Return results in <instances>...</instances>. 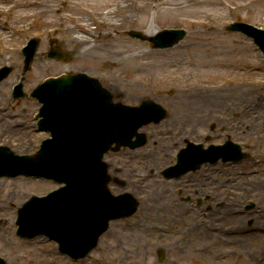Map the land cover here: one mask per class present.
I'll list each match as a JSON object with an SVG mask.
<instances>
[{"label": "rangeland", "instance_id": "obj_1", "mask_svg": "<svg viewBox=\"0 0 264 264\" xmlns=\"http://www.w3.org/2000/svg\"><path fill=\"white\" fill-rule=\"evenodd\" d=\"M103 1L108 7L118 3V16L121 19L128 11V8L120 6L122 3L139 6L149 3L150 9L144 17L146 22H149L155 12L156 32L165 28H183L187 34L181 42L172 47L154 49L149 41L127 35L131 30L143 33V27L136 22L119 26L110 34L111 41H108L109 36L101 38V42L105 43L98 51L103 56L102 64L94 66L88 63L89 65L76 69L71 68V52L67 46L56 40V37L60 36L54 30L70 27L71 21L59 20L55 12L39 13L25 4L27 0H0V66L7 65L13 69L0 83V107H4L0 108V114L10 113L15 116L16 122H23V116L36 105L29 96L35 85L46 77L58 76L64 72H84L98 78L112 92L115 99L137 104L142 99L151 98L168 109L169 117L174 116L170 113L175 103L185 100L182 112L186 124L180 123L177 126L181 128L182 133L173 129L169 117L162 121L167 124L162 129L168 131L167 152L172 157L177 150L175 145L181 146V141L185 138L203 142L208 134L211 142H215L209 124L215 117H226L227 115L222 114L224 112H232L236 122L242 126L239 131L247 130L250 136L247 145L250 157L235 165H214L197 173L200 177L203 175L204 187L216 199L211 198V201L205 202L207 196H200L204 204L198 207L186 203L183 194L168 189L167 194L161 195L166 194L169 206V201L173 198L179 206L171 208L172 206L166 204L165 207L149 211H142V208L144 199L148 200V205L153 198L147 189L152 180L149 176L152 171L145 168L144 163H134L136 166L132 172L136 174L129 178L134 179L139 187L136 191L140 198L138 211L128 219L111 222L109 230L100 237L97 247L77 261L59 254L51 241L38 238L23 240L15 235L13 205L20 199L24 201L32 193L38 195L49 191L53 188L51 183L33 177L8 180L1 178L0 255L5 257L7 264H244L241 260H250L249 256L233 254L232 246L224 241L228 239L230 234H227L230 232L224 229L223 235L220 236L219 225L225 223L227 216L232 214L240 217L243 226L248 230L244 237L251 236L250 228L257 226V223L264 227V199L258 198L261 192L264 193V65L255 52V46L246 37L227 32L225 26L233 19L264 28V0H199L201 4L190 0L187 1L185 10L179 13L164 10L162 5H156L167 3L172 8L175 2L171 0ZM57 4L66 8L71 5V0H57ZM107 6L98 9L104 11ZM85 7L93 12L98 10L92 3L86 4ZM152 36L145 37L147 39ZM95 37L98 38L97 33ZM30 38H36L39 43L30 69L24 75L23 90L26 96L19 100L22 101L19 105L7 96L10 95L11 86L22 75L21 49ZM116 47L131 53L152 51L161 54L152 53L143 61L146 64L144 67L130 74L108 69V60L111 57L109 52ZM57 49L61 51L59 58L47 57L50 50ZM239 55L243 56V61H238ZM247 68H250L252 73L249 70L244 74L238 72V69L245 71ZM200 99L211 103L203 107ZM260 99L263 101L259 102ZM199 116L203 117L204 125L201 127L199 120L200 128L191 133L189 126L194 125ZM25 125L31 127V120L25 122ZM4 130L5 127L0 126L1 141L6 143L5 139H10V135L4 133ZM13 142L16 143L15 139ZM13 145L17 147L16 150L25 149L20 143ZM118 154L124 153L110 152L105 155V159ZM119 157L116 156L117 160L122 159L128 164L129 157ZM114 158L112 164L115 163ZM133 159L137 160L138 157ZM174 161L172 158L169 163ZM214 178L217 181H214ZM207 179L210 181L206 182ZM20 181L22 183L16 187L12 185ZM134 186L135 183L127 182L128 189H136ZM10 190H18V193L9 195ZM251 203L254 206L248 209ZM156 210H161L160 215L168 214L167 217H171V225H161L159 228L162 230L159 231L151 228L144 231L143 227L158 224L148 222L149 212ZM146 213L145 221L142 216ZM229 225L231 226L226 224L224 227L228 228ZM254 242L255 240L247 239L249 249L256 248ZM159 251L163 254L161 259Z\"/></svg>", "mask_w": 264, "mask_h": 264}, {"label": "water", "instance_id": "obj_2", "mask_svg": "<svg viewBox=\"0 0 264 264\" xmlns=\"http://www.w3.org/2000/svg\"><path fill=\"white\" fill-rule=\"evenodd\" d=\"M228 30L241 31L253 36L264 50L263 30L241 23L230 25ZM184 34V31L181 30H165L161 32L153 43L156 47L171 46L180 40ZM131 35L140 36L139 33H131ZM35 46L36 41H32L29 51L25 52L26 69L32 59ZM8 71V68L0 70V80L5 77ZM15 95H22L21 84L18 85ZM32 95L39 99L43 104V108H46L45 113L48 121L56 118L48 114V112L51 107L57 106L60 108L61 115L69 112L72 119L76 116H83L87 120H92L94 117H99L103 120L100 124V129L104 133L101 139L95 128H87L88 131L84 134V138L76 139L78 142H86L84 139L87 138L94 142H100V146L95 151L93 149H83L80 152L71 151V167L69 169L61 168L65 176L62 180H64L66 186L45 199L32 198L18 210L17 224L19 225V235L31 238L43 232L59 240L62 251L68 252L73 257H83L96 245L99 235L105 231L104 229H106L110 219L130 216L137 208V203L131 196L129 198L127 196L110 198L107 195L105 191L107 181L105 176L106 168L101 161L103 154L112 144L116 146H130L131 148L144 144L145 135L137 134V129L150 122H159L164 118V111L160 106L152 102H144L138 108H130L120 103L113 104L111 94L102 88L97 80L88 78L84 74L61 75L57 79H48L38 85L33 90ZM96 99H99V101H95ZM92 102L95 104L93 107ZM133 136H136L134 143L131 142ZM220 149L225 150L226 153L217 152L218 149H214L212 146L207 150H202L201 146H190L182 150L178 156V165L175 166V169L179 170V172L175 174L179 175L187 170H194L205 161L215 162L219 156L227 160L232 158L230 155L234 154V152H238L237 148L231 146L229 148L221 147ZM44 153L45 151H41V156ZM96 168L97 170H95ZM0 170V176L10 175L3 168ZM96 173L98 176H96ZM88 176L93 177V186H99V189L106 195L109 203L107 207L99 205L97 209L91 208L84 210L82 213L72 215L71 226L75 228V238L71 239V243L68 242V246L67 242L60 239L57 234L49 233V231L38 224V211L41 208L39 203L53 200L62 193L71 191L73 185L80 188V193L84 196L89 183V180H87ZM45 214L56 215L53 208L45 212ZM34 230L35 232H33ZM0 264H4L1 258Z\"/></svg>", "mask_w": 264, "mask_h": 264}, {"label": "bare ground", "instance_id": "obj_3", "mask_svg": "<svg viewBox=\"0 0 264 264\" xmlns=\"http://www.w3.org/2000/svg\"><path fill=\"white\" fill-rule=\"evenodd\" d=\"M175 3L174 7H170L167 3H159L156 4L164 8V10H172L174 13L182 12L187 7V1L190 0H171ZM92 3L96 9L102 8L107 6L106 2L103 0H71V7L68 6L66 8L61 7L57 4V0H27L25 3L28 7L36 10L39 13H52L55 12L57 18L59 20H66L71 21L70 27L65 28H56L54 29L56 32L59 33V38L56 37V40L65 46L71 52V68H82L87 65L88 63L96 66H100L102 64L103 56H101L98 51L101 50V46H105L104 42H101V38L109 36V40L111 41L112 32H115L119 26L127 25L132 22H136L141 27H143V32L146 35H152L155 32V12L151 17L149 22L145 20V14L147 10L150 9V4L145 3L143 5H132L128 3H122L120 6L128 8L127 14L123 16L121 19L118 16V3H116L113 7H108L104 11L96 10L93 12L92 10L87 9L85 6L86 4ZM194 3L201 4L199 0H194ZM164 4V5H163ZM211 4L216 5L215 2H211ZM155 5V6H156ZM157 11V10H156ZM90 13L91 15H88ZM98 34V38L95 37V34ZM153 54L158 55L161 52H152V51H140L139 53H131L127 50H122L118 47L115 50L109 52L111 56L108 60V69L113 71H126L130 74H133L138 69L144 67L146 64L143 62L146 58ZM122 73V72H121ZM120 73V75H121ZM183 100V99H181ZM203 103L202 106L205 107L206 104H210L211 102L205 101V99H200ZM185 100L175 103L173 107L174 113H176L175 120L177 122H181L183 118L182 110L185 107ZM3 118V117H2ZM5 127H12L11 130H20L18 128V124L12 121L11 117H4ZM199 120L203 121V117L199 116ZM164 125V124H163ZM162 125V127H163ZM21 131V130H20ZM153 131V130H152ZM157 131V130H154ZM152 133V132H151ZM157 133V132H156ZM167 131L164 130L161 132L160 138L156 139L157 141L155 144L151 146H146L144 148L146 153H150L157 157L156 159L159 161L157 163L151 162V165L155 168H159L163 166V164L168 163L172 160V155L167 152V145L166 141L168 139ZM142 151L138 152L140 154ZM136 153H132L130 155H136ZM261 182V181H258ZM22 182H18L14 185L16 187L17 184H21ZM264 183V182H263ZM162 186V188H159ZM161 189H165L164 182H154L152 185V189L150 192L152 193V200L151 203L147 205V199L144 200L143 210L149 211L155 208H162L165 207L166 204L168 205V197L165 195H161V193H166V190L161 192ZM10 193H17L15 190H10ZM258 197V196H257ZM20 198V197H19ZM258 198L264 199V193L261 192ZM21 200V199H20ZM171 200V199H170ZM170 206L174 205L173 201H169ZM155 205L156 207H153ZM169 206V205H168ZM169 206V207H170ZM161 210L150 211V217L148 222H157L158 224H150L148 226L143 227L144 231L150 230H162L159 226L163 225H171L170 220L171 217L168 218V214L160 215ZM146 215H143V219L146 221ZM232 214L228 215L226 218L225 223H221L219 225V233L220 236L223 235L224 229H228L230 236H228L227 240H224L226 243L230 244L233 248V254H238L240 256L246 255L249 256L250 260L243 259L241 260L242 263H250V264H264V227L257 223V226L250 228L251 236L244 237L243 235L248 232V230L243 226V221L240 220V217H235ZM175 219V218H174ZM147 224V222H146ZM226 224H231L229 227H224ZM162 226V227H163ZM203 230V229H201ZM205 231V230H204ZM252 239L256 248L249 249L247 245V239Z\"/></svg>", "mask_w": 264, "mask_h": 264}, {"label": "flooded vegetation", "instance_id": "obj_4", "mask_svg": "<svg viewBox=\"0 0 264 264\" xmlns=\"http://www.w3.org/2000/svg\"><path fill=\"white\" fill-rule=\"evenodd\" d=\"M226 128L228 129L229 126H226ZM222 130H225V128H223ZM183 188L185 192H188L189 194H197L199 192V190L197 189L196 184H188V183H184L182 184ZM189 185V186H188Z\"/></svg>", "mask_w": 264, "mask_h": 264}]
</instances>
